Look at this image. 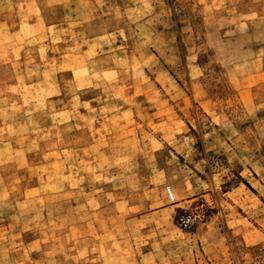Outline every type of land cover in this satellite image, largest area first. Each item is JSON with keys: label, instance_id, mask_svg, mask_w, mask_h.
Wrapping results in <instances>:
<instances>
[{"label": "rangeland", "instance_id": "374dc122", "mask_svg": "<svg viewBox=\"0 0 264 264\" xmlns=\"http://www.w3.org/2000/svg\"><path fill=\"white\" fill-rule=\"evenodd\" d=\"M0 264H264V0H0Z\"/></svg>", "mask_w": 264, "mask_h": 264}, {"label": "built area", "instance_id": "2783aa9c", "mask_svg": "<svg viewBox=\"0 0 264 264\" xmlns=\"http://www.w3.org/2000/svg\"><path fill=\"white\" fill-rule=\"evenodd\" d=\"M198 216L199 214L195 215L191 209L183 208L178 213L177 220L182 227L191 229L195 227L196 224H198Z\"/></svg>", "mask_w": 264, "mask_h": 264}]
</instances>
